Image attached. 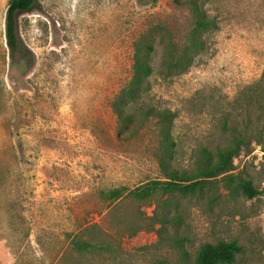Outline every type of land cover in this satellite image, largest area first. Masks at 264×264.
<instances>
[{
    "label": "rangeland",
    "instance_id": "1",
    "mask_svg": "<svg viewBox=\"0 0 264 264\" xmlns=\"http://www.w3.org/2000/svg\"><path fill=\"white\" fill-rule=\"evenodd\" d=\"M189 1L36 0L15 15L12 56L0 0V264H192L200 245L218 241L241 246L233 264H264V101L250 107V125L245 117V95L264 75V0H195L211 22L203 46L187 65L167 64L169 43L175 56L188 45ZM154 27L163 42L152 31L134 133L118 136L111 101L132 76L134 43ZM147 106L174 113L178 170L236 133L262 137L202 194L138 197L129 192L164 180L157 119L138 124ZM239 178L259 193H236ZM154 215L180 219L158 235Z\"/></svg>",
    "mask_w": 264,
    "mask_h": 264
},
{
    "label": "trees",
    "instance_id": "2",
    "mask_svg": "<svg viewBox=\"0 0 264 264\" xmlns=\"http://www.w3.org/2000/svg\"><path fill=\"white\" fill-rule=\"evenodd\" d=\"M36 0H8V5L4 17V37L5 44L9 53L13 56L15 51L20 47L17 33V24L15 15L18 12H26L35 5ZM191 12L193 15V27L188 37V45L178 55H174V48L171 43L166 47L165 61L174 65L188 64L189 52L199 49L203 46L201 32L206 30L210 25V20L205 16L203 10L196 4L195 0L189 1ZM152 31L159 35V41L163 42V37L159 34V28H151L142 33L134 43L132 76L128 84L122 88L111 101V108L117 118V135L122 133L133 135L134 131H129V125L133 124L136 117L133 104L140 98L146 90V79L150 75L151 67L148 63L149 55L153 50ZM253 90L248 95L246 105L247 123L250 125V107L257 101H264V75L254 84ZM142 125L148 117L154 116L158 124V166L164 176L162 181H151L145 186H138L129 193L138 197L151 194L156 189L172 194L176 193L180 196H190L202 194L203 190L211 179L225 175L231 178L230 172L234 170L233 158L237 157L241 152L249 154L251 152V142L258 144L262 135L255 130H251L248 134L244 131L233 135L229 143L214 150L201 148L198 157L195 160L193 170H178L171 164L174 152V141L171 135V122L174 113L167 109H153L150 106L139 108ZM247 138V140H246ZM209 188V187H208ZM236 193L252 198L259 192L251 184L250 180L239 178L235 181L234 187ZM122 190L117 189L110 192V196L114 198L120 197ZM151 219L161 226L156 229L158 235L162 231L165 224H176L180 219L178 215H160ZM80 249H86L88 246L84 242L77 243ZM241 252V246L236 241H218L214 244L205 243L199 246L196 251L192 264H233L236 256Z\"/></svg>",
    "mask_w": 264,
    "mask_h": 264
}]
</instances>
